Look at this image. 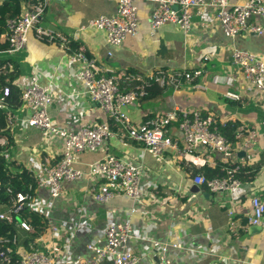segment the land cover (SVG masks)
<instances>
[{"label":"crops","instance_id":"obj_1","mask_svg":"<svg viewBox=\"0 0 264 264\" xmlns=\"http://www.w3.org/2000/svg\"><path fill=\"white\" fill-rule=\"evenodd\" d=\"M245 1L232 0L234 3ZM138 6V33L127 37L119 46L109 45L105 30L89 23L99 15L114 16L118 0L54 1L47 7L42 22L72 39V51L84 50L100 66L115 73L124 70L140 73L163 69L168 73L203 70L193 81L183 79L177 89L171 85L153 88L139 105H131L140 108L137 116L132 112L134 108H129L131 106L125 111L135 124L142 123L151 114L171 111L176 105L199 110L205 115L213 113L222 121L242 120L243 124L236 131L238 142L235 145L251 138L254 143L250 148L251 160L245 155L246 147L238 146L243 147L240 153H245L239 155L237 161L241 162L242 169L246 168L240 193L210 191L193 180L195 172L204 173L205 166H194L172 150L166 152L164 162H158L141 144L124 142L116 135L99 150L82 154L76 166L86 169L90 163L108 155L128 157L142 166L148 181L157 184V188L149 190L142 201L117 195L101 203L95 199L93 190L100 183L88 177L64 182L62 196L54 201L48 189L39 187L30 207L40 211L48 219L49 226L45 234L33 241L41 247L44 240L63 247L62 252L56 254L58 263L76 262L93 256L87 245L103 237L109 225L128 221L134 228L129 249L139 258L137 264L157 261L155 241L169 244L172 264H264V226L248 222L250 196L255 194L264 200V126L258 111H264V99L252 88L245 74L230 64L236 48L264 55V35L255 32L236 37L226 35L217 19L216 7L210 5L192 10L189 32L172 22L153 31L150 17L155 3L143 1ZM251 21L264 26L261 17ZM28 36V48L13 56L19 66L21 89L32 77L49 86L57 96L49 113L60 126L73 125L77 117L83 124L109 120L100 104L86 92L79 74L80 66L71 63L59 42L40 39L33 29ZM228 91L239 93L242 99H227ZM150 104L151 107L144 108ZM4 110L8 115L14 158L18 162L36 175L46 158H60L61 140L44 139L39 129L28 125L27 119L32 113L29 107L8 106ZM174 133L181 135L176 129ZM0 142L7 145L1 133ZM221 156H207L206 165H217ZM241 157L246 160H240ZM53 225L65 233V241L56 242L52 238L50 229ZM17 231L21 238L18 249L23 254L29 250L23 241L31 236L32 229L17 225ZM173 243H179L181 247L174 248ZM30 245H33L32 241ZM102 264L113 262L107 259Z\"/></svg>","mask_w":264,"mask_h":264},{"label":"built area","instance_id":"obj_2","mask_svg":"<svg viewBox=\"0 0 264 264\" xmlns=\"http://www.w3.org/2000/svg\"><path fill=\"white\" fill-rule=\"evenodd\" d=\"M4 0H0L2 2ZM23 4L20 14L7 20L8 47L0 50L3 54L14 55L28 48L29 31L34 30L40 39L59 42L62 51L73 64L80 66V78L90 97L103 108L117 129H113L109 120L102 123L83 124L80 118L74 120L73 125L60 126L49 113L50 105L57 97L49 86L39 83L36 77L30 78L28 84L22 88L20 101L31 109V116L27 119L29 126L39 129L44 139L57 138L62 142V153L59 159L46 158L41 164V170L35 175L39 187L50 191L54 201L63 194V183L73 182L81 178H91L100 183L93 187L95 199L101 203L108 202L117 195H127L134 200L142 201L149 190L157 188V184L148 181L144 169L128 157L108 155L88 165L86 169L78 168L80 157L86 152H95L114 136H119L124 142L135 141L147 150L155 160L164 162L166 152L172 150L194 166H205L207 156L220 154V163L224 174L208 177L203 172L195 173L193 180L213 192L224 191L231 195L239 194L243 181L237 172L240 164L237 161L239 153L246 147L245 155L251 159V143L254 140H244L235 145L229 140L222 129L227 121L221 120L213 113L202 114L199 110H189L176 105L171 111L157 113L147 117L145 121L135 124L125 108L135 105L145 97L152 85L161 87L168 85L179 88L183 79L194 80L204 72L195 69L192 72L140 73L105 69L95 58L90 57L84 50L72 51V39L63 32L43 24V17L47 7L54 1L64 0H15ZM155 3L150 17L151 29L157 30L166 23H176L184 32L192 28V10L210 5L217 9V19L226 35L236 37L245 32H255L264 35V26L253 23L251 19H264V0H247L244 3H234L232 0H118L117 13L114 16L99 15L92 18L90 24L106 32V41L111 46L121 45L129 36H135L139 29V2ZM29 2V3H27ZM112 52H109L111 55ZM205 59H208L205 56ZM230 64L233 68L245 74L252 88L257 90L264 99V55L246 50L234 49ZM14 69L13 63L8 61L0 66V76L9 75ZM11 87L6 85L0 96V108L8 107V97ZM227 99L241 100L239 93L228 91ZM178 130L181 135L174 133ZM238 137V133L237 136ZM243 146V147H238ZM6 158L10 155L5 150ZM245 159L241 157L240 160ZM246 160V159H245ZM244 160V161H245ZM243 162V161H242ZM1 187V183H0ZM12 194L13 206L9 212H0V220L9 224L14 223L15 213L27 200L28 195L23 191ZM251 213L248 222L255 226H264V200L258 195L250 196ZM21 226L31 230L26 222ZM51 233L55 238H61V228L53 225ZM134 238L133 225L128 221L109 225L104 236L90 242L87 248L93 253L90 258L79 259L71 263H58L56 254L63 247L57 243L50 245L44 241L45 250H31L22 254L19 264H102L110 259L113 264H137L139 258L129 249V242ZM65 239V236H64ZM57 242V241H56ZM18 244L17 234L11 237L0 236V262H10L15 245ZM158 250V259L154 264H172L168 255L169 244L154 242ZM181 247L179 243L171 245Z\"/></svg>","mask_w":264,"mask_h":264},{"label":"trees","instance_id":"obj_3","mask_svg":"<svg viewBox=\"0 0 264 264\" xmlns=\"http://www.w3.org/2000/svg\"><path fill=\"white\" fill-rule=\"evenodd\" d=\"M28 1V0H26ZM38 1V0H34ZM29 3V2H28ZM23 10V4L20 1L15 0H4L0 2V50L8 47L7 43V20L9 18L15 17L16 15L20 14ZM78 48V47H76ZM23 52V51H22ZM19 53V52H18ZM14 56V55H13ZM12 55L3 54L0 56V66H2L5 62H12L14 69L13 71L7 76L1 75L0 76V96L3 94V89L6 85L11 87V94L8 97V106L11 108H17L22 105L20 101L22 89L19 84L20 80V71L19 66L16 64V60ZM159 71L166 72V69L163 70H155L154 73ZM157 84L152 85L149 89L148 94L141 98H148L153 88H158ZM140 99V100H141ZM259 114L262 116V125L264 126V111L259 110ZM154 114L149 115L148 117ZM146 120V119H145ZM144 120V121H145ZM111 126L113 129H117V126L113 120H110ZM243 124L242 120L239 119H229L226 123L225 128L222 129L224 135L236 144L238 142L237 139V130ZM0 133L4 136L5 140L7 141V145H2L0 142V211L1 212H9L13 206V202L11 201L12 194L8 192V188H12L14 192L23 191L28 195L27 200L22 204V206L17 210L15 213V221L12 224H3L0 222V236H14L18 234L17 225H21V222H26L28 225H31L32 232L31 236L24 239L23 244L25 247H28L30 252L35 245L38 249L45 250V246H39L36 241L38 237L45 234L48 226L49 221L48 219L43 216V214L38 211L37 209L30 207V202L38 193V184L35 174L33 173L32 169L25 166L24 164L18 162L17 159L12 158L14 155V146H11L12 135L8 132V115L7 112L0 108ZM128 142V141H127ZM4 147L6 151H9L10 158H6L3 154ZM241 162H239L240 164ZM222 164L219 162L217 165H205L203 168L204 173L208 177H215V176H222L224 174L222 169ZM246 171V168L242 169V164H240V169L237 172L238 177L241 179L243 173ZM202 172V171H200ZM198 173V172H195ZM24 228V227H22ZM30 241L33 242V245H30ZM14 251L11 254L10 262H0L3 264H19L22 254L19 251V245H15Z\"/></svg>","mask_w":264,"mask_h":264},{"label":"rangeland","instance_id":"obj_4","mask_svg":"<svg viewBox=\"0 0 264 264\" xmlns=\"http://www.w3.org/2000/svg\"><path fill=\"white\" fill-rule=\"evenodd\" d=\"M140 104V102L138 101V102H136V106L137 105H139ZM152 106V104H150V105H145L144 106V108L145 109H147V108H149V107H151ZM129 108H134V106H131V107H129ZM139 111H140V108L138 107V108H134L133 110H132V112L134 113V115H138L139 114ZM9 151H7V153H8ZM9 154V153H8ZM14 156H16V154H14L13 156H12V158H14ZM252 158H253V156H252ZM251 158V159H252ZM250 159V160H251ZM0 209H1V207H0ZM0 222L1 223H3V224H9V222H7V221H5V220H0ZM26 229V228H25ZM27 230V229H26ZM51 235H52V233H51ZM61 235H62V237L61 238H55V237H53V235H52V238L53 239H56L57 240V242H59V241H65V239H64V236H65V233L64 232H61ZM17 236H18V245L20 246V241H21V238H20V236H19V234H17ZM45 242H46V240H44ZM44 241H43V243H44ZM33 251H35V250H38V248L36 247V246H33V249H32ZM25 252H28V251H25ZM24 251H23V253H25ZM61 252H62V250H61ZM60 252V253H61ZM60 253H58V254H60Z\"/></svg>","mask_w":264,"mask_h":264},{"label":"water","instance_id":"obj_5","mask_svg":"<svg viewBox=\"0 0 264 264\" xmlns=\"http://www.w3.org/2000/svg\"><path fill=\"white\" fill-rule=\"evenodd\" d=\"M244 153H245V151H242L241 153H239V155L244 154Z\"/></svg>","mask_w":264,"mask_h":264}]
</instances>
